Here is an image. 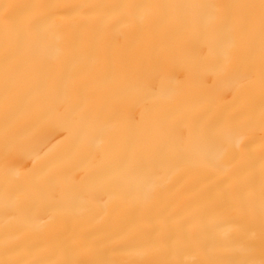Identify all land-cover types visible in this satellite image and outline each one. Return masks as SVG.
<instances>
[{
	"label": "bare ground",
	"instance_id": "6f19581e",
	"mask_svg": "<svg viewBox=\"0 0 264 264\" xmlns=\"http://www.w3.org/2000/svg\"><path fill=\"white\" fill-rule=\"evenodd\" d=\"M33 2L64 27L21 51L18 72L9 26ZM193 3L259 0H0V264L261 260L258 33L235 39L225 69L228 36L208 9L142 22L151 10L118 7ZM6 77L19 85L7 99ZM249 187L250 207L237 195Z\"/></svg>",
	"mask_w": 264,
	"mask_h": 264
},
{
	"label": "snow or ice",
	"instance_id": "6c2138e0",
	"mask_svg": "<svg viewBox=\"0 0 264 264\" xmlns=\"http://www.w3.org/2000/svg\"><path fill=\"white\" fill-rule=\"evenodd\" d=\"M49 7L48 5L41 3H29L25 6L26 11L24 16L12 23L9 26L11 36L13 37V44L10 47H6L4 52L5 66H15L16 71L23 72L24 65L17 63L18 55L21 51L31 46L34 39L42 38L50 29L56 28L63 30V25L57 23V20L53 16L46 15L43 9ZM118 7L130 8L135 12L140 13L143 10H151L149 15H142L140 17L142 22L150 21L154 16H162L172 22L184 21L187 22L188 17H183L174 14V10H199L208 9L209 15L215 18L217 23L213 26V30L218 33H226L228 40L226 41V52L224 56V67L227 69L231 62V58L234 52V41L238 37L246 42L250 47L255 44L257 39V33L259 38L260 47V75L259 84L261 90L264 91V0H259V4H243V5H200V4H134V5H120ZM259 9V17H257L252 11L242 10H254ZM191 19H196L192 17ZM82 42V37L79 34L72 35L67 41V48L69 50V56H74L79 49V45ZM249 84L254 83V74L250 73L248 78ZM38 85L43 88L49 87L48 82L39 81ZM19 87L17 83L11 82L5 78L6 99L8 96L15 94L16 89ZM260 118L264 123V106L260 110ZM110 147L112 145L110 144ZM262 178H264V171H262ZM53 179V178H50ZM237 195L244 198L248 206L250 207L255 200V192L249 187L247 190L238 192ZM260 198V213L262 221H264V179H262L261 190L259 193ZM134 254L142 256L146 254V250H134ZM9 264H43L41 261H14ZM50 264H77L73 260H61L50 262ZM96 264H143L140 260L119 261V260H101ZM215 264V262H213ZM240 264H264V252H262V258L259 262L248 259L241 261Z\"/></svg>",
	"mask_w": 264,
	"mask_h": 264
}]
</instances>
